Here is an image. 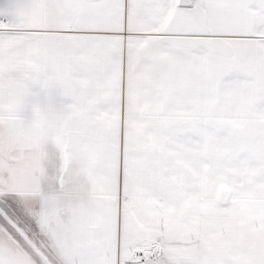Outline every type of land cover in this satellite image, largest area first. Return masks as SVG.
Returning <instances> with one entry per match:
<instances>
[{"label": "snow or ice", "instance_id": "1", "mask_svg": "<svg viewBox=\"0 0 264 264\" xmlns=\"http://www.w3.org/2000/svg\"><path fill=\"white\" fill-rule=\"evenodd\" d=\"M0 264H264V0H0Z\"/></svg>", "mask_w": 264, "mask_h": 264}]
</instances>
